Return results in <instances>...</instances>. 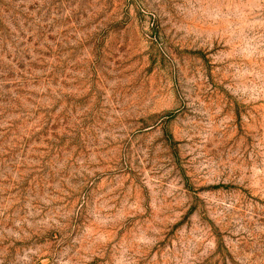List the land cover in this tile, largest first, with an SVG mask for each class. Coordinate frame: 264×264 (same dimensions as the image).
Returning <instances> with one entry per match:
<instances>
[{
    "label": "rangeland",
    "instance_id": "374dc122",
    "mask_svg": "<svg viewBox=\"0 0 264 264\" xmlns=\"http://www.w3.org/2000/svg\"><path fill=\"white\" fill-rule=\"evenodd\" d=\"M0 264H264V0H0Z\"/></svg>",
    "mask_w": 264,
    "mask_h": 264
}]
</instances>
